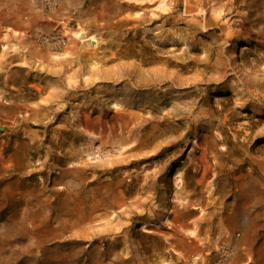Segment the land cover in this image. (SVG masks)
<instances>
[{"label": "rangeland", "instance_id": "rangeland-1", "mask_svg": "<svg viewBox=\"0 0 264 264\" xmlns=\"http://www.w3.org/2000/svg\"><path fill=\"white\" fill-rule=\"evenodd\" d=\"M222 257L264 264V0H0V264Z\"/></svg>", "mask_w": 264, "mask_h": 264}, {"label": "built area", "instance_id": "built-area-1", "mask_svg": "<svg viewBox=\"0 0 264 264\" xmlns=\"http://www.w3.org/2000/svg\"><path fill=\"white\" fill-rule=\"evenodd\" d=\"M224 257H222L221 259L217 260V262H215V264H225L224 263Z\"/></svg>", "mask_w": 264, "mask_h": 264}, {"label": "bare ground", "instance_id": "bare-ground-1", "mask_svg": "<svg viewBox=\"0 0 264 264\" xmlns=\"http://www.w3.org/2000/svg\"><path fill=\"white\" fill-rule=\"evenodd\" d=\"M80 34H81L80 32H77L75 35L80 37ZM91 41L93 42V39ZM87 156H88V154H87Z\"/></svg>", "mask_w": 264, "mask_h": 264}]
</instances>
